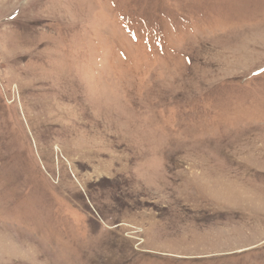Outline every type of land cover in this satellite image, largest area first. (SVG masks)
Returning <instances> with one entry per match:
<instances>
[{"label":"rangeland","instance_id":"obj_1","mask_svg":"<svg viewBox=\"0 0 264 264\" xmlns=\"http://www.w3.org/2000/svg\"><path fill=\"white\" fill-rule=\"evenodd\" d=\"M0 264H264V0H0Z\"/></svg>","mask_w":264,"mask_h":264}]
</instances>
